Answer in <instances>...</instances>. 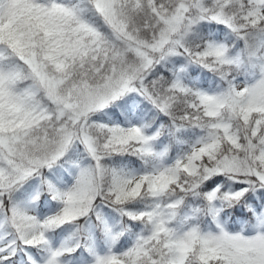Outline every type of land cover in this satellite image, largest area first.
<instances>
[{"label": "snow or ice", "instance_id": "snow-or-ice-1", "mask_svg": "<svg viewBox=\"0 0 264 264\" xmlns=\"http://www.w3.org/2000/svg\"><path fill=\"white\" fill-rule=\"evenodd\" d=\"M0 264H264V0H0Z\"/></svg>", "mask_w": 264, "mask_h": 264}]
</instances>
